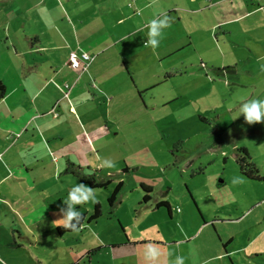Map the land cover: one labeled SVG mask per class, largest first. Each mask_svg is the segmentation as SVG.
<instances>
[{
	"label": "rangeland",
	"instance_id": "1",
	"mask_svg": "<svg viewBox=\"0 0 264 264\" xmlns=\"http://www.w3.org/2000/svg\"><path fill=\"white\" fill-rule=\"evenodd\" d=\"M36 3V0H0V79L20 74V62L27 64L29 74L26 94L19 91L0 106V112L23 113L19 116L21 120L24 114L40 115L56 104L49 117V124H54L57 116H71L68 106L74 105L75 117H88L93 122L90 126L100 128L97 133L100 139H89L95 141L97 149L88 151L84 146L82 153L76 155V166L102 180H113L106 189H92L94 201L76 205L89 218L94 204L99 202L102 216L95 223H84L71 238L61 240L53 225L59 226L56 220L62 216L60 207L66 206L63 200L69 190L81 183L74 176L63 174L70 161L64 168L53 163L62 173L59 179L53 165H44L42 171L33 170L48 193L47 203L51 206L47 204V208L53 207L50 212L45 211L46 217L38 219L47 224L41 228L43 225L39 223L40 229L35 231L41 243L39 249L44 247V253L37 252L46 255L55 252L54 264H175L177 256L183 258V264H264V181L249 180L238 164V159L244 157L240 149H246L249 162L264 176V122L247 124L244 116H239V104L248 98L250 91L236 90L238 85L235 90L226 89L225 84L235 80V76L215 79L213 86L211 81L205 84L189 76L167 79V72L179 68L176 63L180 57L159 62L149 51L151 47L145 46L141 31L135 30L138 43L130 41L129 33L139 27L141 16L131 17L137 23L133 28L110 23L105 30L91 35L88 50L98 57L94 64L97 73L90 77L89 73L82 74V68L76 70L67 64L70 51L82 53L84 41L65 40L70 48L59 53L62 57L57 59L40 50L31 54L34 36L26 38L31 20L23 14L36 7ZM61 24L59 29L65 27ZM126 33L130 36L117 43ZM41 44L49 47L50 40L42 38ZM162 44L160 41L159 45ZM33 59L34 63H40V70L32 71ZM51 65L55 67L50 69ZM58 67L60 71L55 73ZM67 70L71 80L81 79L69 91L71 104L64 98L68 89L61 80ZM56 74L60 76L54 78L55 82L62 89L49 88L42 94L48 101L46 104L53 102L52 105L41 110L40 105L33 108L31 92L42 88L45 78L51 80ZM261 86L264 88V84ZM19 96L24 100L19 102ZM259 98L264 95L256 99ZM63 129L69 131L66 150L71 135L85 131L82 125ZM50 147L46 152L52 155L54 141ZM105 161H110L111 166H106ZM120 182L124 186L119 204L110 209L108 197ZM142 185L152 188L148 203L143 202L146 193ZM162 201L171 204V210L155 208ZM50 220L53 225L48 224ZM21 231L22 237L34 240L32 231H25L24 227ZM184 239L191 241L187 245L180 242V255H176L177 246L152 244L156 240L167 244ZM127 241L137 245H126ZM148 244L159 249L160 255L155 260L145 258ZM185 250L187 255L183 253ZM219 253L221 256L217 258Z\"/></svg>",
	"mask_w": 264,
	"mask_h": 264
},
{
	"label": "crops",
	"instance_id": "2",
	"mask_svg": "<svg viewBox=\"0 0 264 264\" xmlns=\"http://www.w3.org/2000/svg\"><path fill=\"white\" fill-rule=\"evenodd\" d=\"M36 2V7L23 14L29 21L31 20L28 27L29 35L26 37L30 39L29 37L34 36L30 46L31 54L40 50L44 51L45 55L48 53L57 59L62 57L59 53L65 52L70 46L64 43L65 40L84 41L82 53L89 54L92 61L87 65L81 63L78 66H73L70 64L69 55L67 64L76 70L82 68V74L89 73L90 77L97 73L94 64L98 57L97 54L92 55L88 50L92 34L105 30V26L110 23L114 26H125L126 29L133 28L137 26V23L131 17L133 15L135 18L141 16L138 19L139 27L133 28L129 33L130 41L136 44L138 43V39L134 36L136 31L139 29L143 32L145 37L143 41H146L147 28L143 26L147 24L148 20L167 13L171 19L170 26L163 30L160 40L164 44L159 45L160 47L158 46L155 50L149 48V51L158 57L159 62L180 57L176 63L179 68L167 72L165 76L167 79L189 76L205 84H209L208 82L211 81L213 86L215 79L220 81L225 80L228 76H235L236 81L231 80L228 81V84L224 83L227 85L224 86L226 89L233 88L235 90V86L238 85L239 88L236 90L250 91L246 100L264 95V88L261 86L264 84V0H36ZM59 24L65 25V27L59 29ZM130 35L126 33V36H120L117 43L123 42ZM42 38L50 40L49 47L42 46ZM72 52L76 53L73 50L70 51V54ZM100 52L104 53V51ZM14 53L20 55L16 51ZM31 63L35 65L33 72L40 70V63H34V59ZM170 63L172 64L173 60ZM122 64L130 75L125 63ZM192 64H195V68L192 67ZM54 65H51L50 69L54 68ZM227 67H234L235 73L219 77L212 70L213 68L224 69ZM19 68L20 74L13 75V78L6 77L4 81L0 79V83L5 86L4 95L0 98V106L17 96L19 91L26 94L28 66L25 62H20ZM59 71L58 67L55 73ZM62 73L60 72V74ZM59 76L57 74L53 76L52 81L45 78L42 88L38 87L37 90L31 92L33 93L31 100L33 105L35 104L33 108H39L40 105L39 110H41L52 105L53 102L49 105L46 104L48 101L42 97V94L44 96L45 90L49 88L62 89L61 84L56 83L54 79ZM69 76L68 71L65 75L66 80L65 78H61V80L68 89L64 98H67L71 104L69 91L74 90V86L78 85L81 79L77 82L78 79L71 80ZM68 77L69 79H67ZM93 78H90L91 83L95 85ZM23 79L26 80V86ZM22 98L19 96V102L22 101ZM57 103L59 104V101ZM55 105L48 112L44 110L46 113L40 115L39 113L24 114V119L21 120L19 116L23 113L0 112V264L55 263L53 261L55 252L43 254L44 247L40 246L41 249H39L40 240L34 235L35 231L40 229V224L43 225L41 228L47 224L44 220L38 219L46 217L45 211L50 212L53 207L47 208V204L51 206L47 203L48 193L42 188V184L33 170L41 168L40 171H42L46 164L53 166L61 164L64 168L68 161L77 165L76 155L82 153L81 150L84 146H87V150L90 151H93V147L95 150L97 149L95 141L89 139H100L97 134L100 130L99 126L94 124L90 126L89 124L93 122L88 120V117H75L77 111L74 105L68 106L71 116H57L54 124H49V117L52 115L50 113L52 109L54 110ZM70 125L76 127L82 125L85 131L74 132L69 139L68 150H66L69 131L63 127ZM57 140H59L58 144ZM51 141H54L52 155L50 152H46L51 148ZM73 144L74 146H72ZM29 152H31L30 156ZM89 155L91 156L92 152ZM55 168L59 179L62 173L59 171V167ZM169 208L171 210V204ZM50 223L52 224V220L48 222V224ZM53 226L56 234V229L62 227ZM23 227L25 231L33 232L34 240L22 237ZM76 232L63 237L56 236L64 240L71 238ZM190 241L189 239L172 240L166 244L164 241L156 240L152 244L177 246L175 247L178 250L176 255H180L182 252L178 249L180 242L187 245ZM14 242L18 245L17 247L10 246ZM147 242L152 241L147 240ZM132 243L135 246L136 242L132 241ZM132 243L127 241L126 245ZM226 247L224 248L227 254ZM39 250L43 253H38ZM183 253L187 255L188 252L185 250ZM219 256L221 253L216 257Z\"/></svg>",
	"mask_w": 264,
	"mask_h": 264
},
{
	"label": "clouds",
	"instance_id": "3",
	"mask_svg": "<svg viewBox=\"0 0 264 264\" xmlns=\"http://www.w3.org/2000/svg\"><path fill=\"white\" fill-rule=\"evenodd\" d=\"M170 17L167 13H162L158 17H154L147 21L143 27L147 28V39L144 42L145 46H150L155 50L163 36V30L170 26ZM139 31V29L137 30ZM243 115L247 124L264 122V98L244 100L239 104V116ZM238 116V117H239ZM106 166H111L110 161L104 162ZM89 200H95L93 190L83 184H75L69 190L67 198L63 200V205L60 207L62 214L59 221V226L65 229L76 232L79 230L78 225L81 223L82 214L76 205H83ZM145 258L155 260L159 255V249L151 244L145 246ZM175 264H183V258L176 257Z\"/></svg>",
	"mask_w": 264,
	"mask_h": 264
},
{
	"label": "trees",
	"instance_id": "4",
	"mask_svg": "<svg viewBox=\"0 0 264 264\" xmlns=\"http://www.w3.org/2000/svg\"><path fill=\"white\" fill-rule=\"evenodd\" d=\"M212 70L219 77H225L228 74L235 73L234 67H227L224 69L213 68ZM4 88L5 86L0 83V98L3 97L4 95ZM240 151H241L240 153L244 155L243 158L238 159V164L240 165L242 173L245 176H247L249 180L264 181V176H261L259 174V170L255 167V165L249 162L251 158L249 157L247 150L240 149ZM63 174H70L71 176H74L79 180L81 184L86 185L91 189H106L113 183L112 179L102 180V178H100L96 174H88L85 172L83 168L76 166L70 162H68L67 167L65 168V170H63ZM123 186H124L123 182H120L119 184L118 183L116 184L115 188H113L111 195L108 197V206L110 209H113L116 206V204H119V195ZM142 188L146 193L143 202L148 203V201L151 200L150 193L152 192V188L146 185H142ZM169 206L170 205L166 201H162L159 202L157 205H155V208L158 209L160 207H166V209L169 210ZM101 216H102L101 206L100 203L98 202L94 204L93 214L89 218H87L85 214H82L81 223L80 225H78L79 230L83 228L84 223L86 225L95 223ZM56 232L58 237H63L64 235L67 234L69 235L74 233L73 231L65 229L63 227H58L56 229ZM10 246L17 247L18 245H16V243L14 242ZM112 247H118V246L113 245ZM96 250H98V248L92 250L91 252Z\"/></svg>",
	"mask_w": 264,
	"mask_h": 264
},
{
	"label": "built area",
	"instance_id": "5",
	"mask_svg": "<svg viewBox=\"0 0 264 264\" xmlns=\"http://www.w3.org/2000/svg\"><path fill=\"white\" fill-rule=\"evenodd\" d=\"M70 64L73 66H78L81 63L84 65H87L92 61V57L87 53H82L81 55H78L77 53H71L70 57Z\"/></svg>",
	"mask_w": 264,
	"mask_h": 264
}]
</instances>
